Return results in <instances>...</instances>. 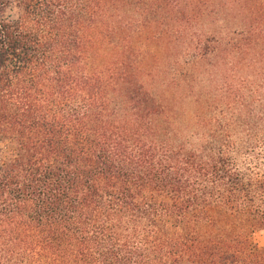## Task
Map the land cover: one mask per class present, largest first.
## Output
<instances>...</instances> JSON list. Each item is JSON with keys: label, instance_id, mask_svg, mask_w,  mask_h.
<instances>
[{"label": "trees", "instance_id": "16d2710c", "mask_svg": "<svg viewBox=\"0 0 264 264\" xmlns=\"http://www.w3.org/2000/svg\"><path fill=\"white\" fill-rule=\"evenodd\" d=\"M165 38L181 84L228 69L183 117ZM262 231L264 0H0V264H264Z\"/></svg>", "mask_w": 264, "mask_h": 264}, {"label": "rangeland", "instance_id": "374dc122", "mask_svg": "<svg viewBox=\"0 0 264 264\" xmlns=\"http://www.w3.org/2000/svg\"><path fill=\"white\" fill-rule=\"evenodd\" d=\"M224 22L216 23L213 28L214 30H221L220 26ZM234 24L230 23L232 27ZM211 23L207 20L204 29L205 32L211 30ZM211 32V31H210ZM210 34V33H208ZM176 46H181L173 42L172 38H165V41H154L150 44L148 49V55L143 64V77L142 80L152 91L161 94H164L166 97L175 99L174 102L175 110L180 117H183V114L193 110L195 103L193 99L198 96H206V94L213 92L215 90V85L220 80L221 74H225L228 69H220L215 65L216 62L205 63L200 69L197 70L196 76L189 78L192 81L191 84L180 83L178 76L173 77V68L172 65L175 60H178V50ZM246 57L244 60L249 58L253 59L256 52H245ZM232 61L231 58H228L227 61ZM235 60V63L239 66V71L236 72V78H241V76H248L249 69L244 67L242 64ZM233 62V61H232ZM230 69V68H229ZM232 72V71H231ZM172 85H171V84ZM179 84V86L177 84ZM179 124L187 126L188 122L186 118H183ZM258 238L264 240V231L258 234Z\"/></svg>", "mask_w": 264, "mask_h": 264}]
</instances>
